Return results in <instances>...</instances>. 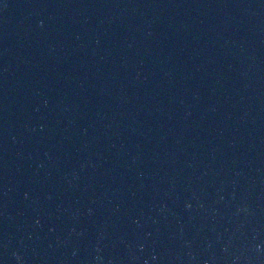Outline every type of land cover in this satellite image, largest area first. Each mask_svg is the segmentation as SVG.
Returning a JSON list of instances; mask_svg holds the SVG:
<instances>
[{
    "label": "water",
    "instance_id": "obj_1",
    "mask_svg": "<svg viewBox=\"0 0 264 264\" xmlns=\"http://www.w3.org/2000/svg\"><path fill=\"white\" fill-rule=\"evenodd\" d=\"M0 264H264V0H0Z\"/></svg>",
    "mask_w": 264,
    "mask_h": 264
}]
</instances>
